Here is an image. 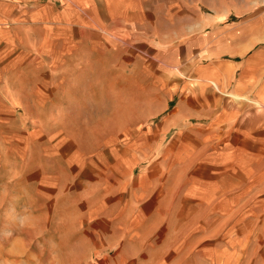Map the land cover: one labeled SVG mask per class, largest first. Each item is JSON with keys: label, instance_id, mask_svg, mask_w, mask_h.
Masks as SVG:
<instances>
[{"label": "crops", "instance_id": "obj_1", "mask_svg": "<svg viewBox=\"0 0 264 264\" xmlns=\"http://www.w3.org/2000/svg\"><path fill=\"white\" fill-rule=\"evenodd\" d=\"M0 140L86 257L264 264V0H0Z\"/></svg>", "mask_w": 264, "mask_h": 264}, {"label": "rangeland", "instance_id": "obj_2", "mask_svg": "<svg viewBox=\"0 0 264 264\" xmlns=\"http://www.w3.org/2000/svg\"><path fill=\"white\" fill-rule=\"evenodd\" d=\"M20 157L14 140H0V264H114L110 257H86L85 242L66 231L70 226L49 218L48 195L39 191L33 162ZM24 205L38 209L32 213ZM189 227L185 225V241ZM153 259L143 254L115 264H151ZM196 259L183 249L159 256L153 264H197Z\"/></svg>", "mask_w": 264, "mask_h": 264}]
</instances>
